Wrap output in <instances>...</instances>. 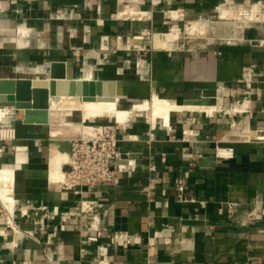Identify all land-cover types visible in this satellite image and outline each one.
Masks as SVG:
<instances>
[{"label":"crops","instance_id":"crops-1","mask_svg":"<svg viewBox=\"0 0 264 264\" xmlns=\"http://www.w3.org/2000/svg\"><path fill=\"white\" fill-rule=\"evenodd\" d=\"M250 4L264 11V0H0V79L48 80L50 63H63L70 79L113 82L119 100L157 95L245 110L171 113L169 126L132 119L118 137L133 170L79 191L50 180L49 148L69 157L83 134L52 138L49 118L23 124V112L19 121L7 108L3 125L16 138L0 140V169L13 171L16 203L9 217L3 207L5 221L0 214V264H264V142L256 139L264 127V21L233 29L226 43H150L154 33L209 22L220 6ZM124 8L151 17L118 19ZM216 145L233 157L218 158ZM83 200L95 201L98 232L88 230ZM38 207L56 214L33 213Z\"/></svg>","mask_w":264,"mask_h":264},{"label":"bare ground","instance_id":"bare-ground-1","mask_svg":"<svg viewBox=\"0 0 264 264\" xmlns=\"http://www.w3.org/2000/svg\"><path fill=\"white\" fill-rule=\"evenodd\" d=\"M119 15L135 17L137 14L134 11L126 10L125 13ZM216 15L218 19L224 21H241L244 23L264 21V11H262L260 4H250V6L224 5L217 8ZM173 16L177 18L180 17L178 13H172V17ZM204 22L205 21L189 22L184 26V34L193 37L195 35H203L205 31ZM27 32L28 30L26 28H19V33L21 35H26ZM178 36L179 29L176 26L164 34H152L150 43L152 48L156 50L170 49L174 47ZM136 39L138 40L140 38L136 37ZM88 76L89 75H87V77ZM89 77L91 79L92 74ZM69 79L70 78L67 76L66 81H69ZM114 90L115 94L113 100L95 99L92 101H83L76 96H60L57 100L52 98L48 109V118L51 125L49 128H51L50 134L52 138H70L77 137L81 134H88L92 129V125H86L83 123H93L99 118L107 117V119H114L115 123L119 126H125L130 120H132L133 117L146 113L147 118H149L148 122L151 126H154L158 120H160L163 125L169 126L171 113L196 112L211 115L213 112L218 111L219 107L216 103H207L204 100L199 101L197 99H186L183 103H176L164 97L152 95L149 99H145L139 104L135 103V105L128 110H121L118 106L120 89L118 90L115 85ZM243 108V106L236 107L235 111L240 112ZM8 111L9 110L7 108H0V124L9 123L10 117L7 115ZM73 112L81 113V122H73L67 119V117H71ZM12 138L13 131L11 129L6 127L0 129L1 140H11ZM49 149L50 180L53 183L62 185L64 175L61 171V166L67 162L68 155L65 152L58 151L56 144L53 142ZM16 150L18 153H24L25 146L18 145ZM221 153L224 152L221 151ZM13 195V171L12 169L7 168L0 169V202L3 205L8 217L13 212L14 205L16 203ZM11 226H13V224Z\"/></svg>","mask_w":264,"mask_h":264},{"label":"built area","instance_id":"built-area-1","mask_svg":"<svg viewBox=\"0 0 264 264\" xmlns=\"http://www.w3.org/2000/svg\"><path fill=\"white\" fill-rule=\"evenodd\" d=\"M126 10L134 11L137 15L135 17L119 15L125 13ZM116 17L128 21H142L150 19L151 16L148 12L124 8L116 13ZM136 37L140 38L138 39L139 41L135 39ZM143 37V35L132 36L128 41H131L130 44L136 45L143 40ZM133 40L135 43L132 42ZM142 50H146L144 45ZM236 107L237 106L232 108L231 106L229 111L231 113L236 112ZM93 123L91 124L92 129L90 133L83 134L80 138L71 142L70 153L67 160L68 169L63 172L64 179L62 186L66 190L81 191L84 188H93L100 184H114L117 182L119 175L128 173L135 167L136 163L131 153H124L119 149L120 139L118 137V130L121 126L112 122L111 119H108V123L106 124L94 125ZM231 125L234 124L231 123ZM3 128L5 127H2V129ZM8 128L13 131V138L11 139L13 140L15 138V130L13 127ZM258 130H260L258 131L260 134L256 136V139L264 142V127ZM221 151L224 153H221ZM215 155L218 158L229 159L233 157V149L216 145ZM148 171L150 173L154 172L155 165L150 164L148 166ZM178 190L181 192L182 188L179 186ZM94 205L95 201L83 200L79 203V209L81 213L92 214L88 216V230L91 232H98L100 219L93 213ZM32 211L35 214L39 211H43L48 217H53L56 214L55 211H49L46 207L32 208ZM21 213L22 215L27 214V209ZM115 237L116 236H114V238Z\"/></svg>","mask_w":264,"mask_h":264},{"label":"water","instance_id":"water-1","mask_svg":"<svg viewBox=\"0 0 264 264\" xmlns=\"http://www.w3.org/2000/svg\"><path fill=\"white\" fill-rule=\"evenodd\" d=\"M49 79H0V108H11L23 112V124H48L50 100L60 96H76L83 101L95 99L113 100L115 85L113 82L99 80L66 81L65 65L50 63ZM108 95V96H106Z\"/></svg>","mask_w":264,"mask_h":264},{"label":"rangeland","instance_id":"rangeland-1","mask_svg":"<svg viewBox=\"0 0 264 264\" xmlns=\"http://www.w3.org/2000/svg\"><path fill=\"white\" fill-rule=\"evenodd\" d=\"M216 14L213 15L212 19H210V21H205L204 22V27H205V31L203 35H195L193 36H187L186 34H184V27L182 25H180L179 28V36H178V42L182 43V42H191L192 45L194 44H206L207 42H213V43H226L229 39V36H231L232 30L236 29L239 26H243V25H248V24H252V23H256V22H241V21H218L217 19H214V16ZM170 17H172V15H169ZM173 19H176L177 17H172ZM202 22V21H199ZM188 23H186L185 25H187ZM208 24V26H207ZM184 25V26H185ZM172 26V25H171ZM205 37V38H204ZM145 40V39H144ZM149 99V98H148ZM143 100H138V101H129V100H125V99H120L118 101V106L119 109L121 110H128L130 109L132 106L136 104L141 103ZM223 111V113L225 112H230V106L226 107V106H219V109ZM229 114V113H228ZM73 115V116H72ZM71 115L72 117V121L74 122H81L82 121V117H81V113L80 112H75ZM133 120H142L144 122H148L147 118V114L146 113H142L140 114V116H136L132 118ZM112 122H115L114 119H111ZM108 123V119L106 118H99L96 119L94 121V125H98V124H106ZM86 125H91L89 123H83ZM147 124V123H146ZM156 124H161V121L158 120L156 122ZM148 126H149V122H148ZM2 127H6V125L4 126L3 124H0V129H2ZM15 138H16V133H15ZM1 140V139H0ZM19 145V144H18ZM1 205V204H0ZM1 207V215L4 219V221L6 220V214L3 210V206Z\"/></svg>","mask_w":264,"mask_h":264}]
</instances>
